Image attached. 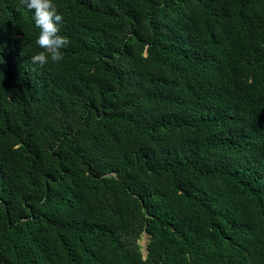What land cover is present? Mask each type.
Masks as SVG:
<instances>
[{"label": "trees", "instance_id": "1", "mask_svg": "<svg viewBox=\"0 0 264 264\" xmlns=\"http://www.w3.org/2000/svg\"><path fill=\"white\" fill-rule=\"evenodd\" d=\"M53 3L41 66L0 0V264H264V0Z\"/></svg>", "mask_w": 264, "mask_h": 264}, {"label": "clouds", "instance_id": "2", "mask_svg": "<svg viewBox=\"0 0 264 264\" xmlns=\"http://www.w3.org/2000/svg\"><path fill=\"white\" fill-rule=\"evenodd\" d=\"M21 3L33 12L35 26L40 29L36 43L43 51L32 56V62L43 66L49 57L53 62L61 61V49L66 48L70 41L60 34L59 25L63 22V16L53 0H21Z\"/></svg>", "mask_w": 264, "mask_h": 264}, {"label": "rangeland", "instance_id": "3", "mask_svg": "<svg viewBox=\"0 0 264 264\" xmlns=\"http://www.w3.org/2000/svg\"><path fill=\"white\" fill-rule=\"evenodd\" d=\"M146 242V237L144 236L142 239H141V244L144 245Z\"/></svg>", "mask_w": 264, "mask_h": 264}]
</instances>
